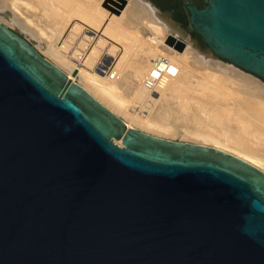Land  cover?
<instances>
[{"label":"water","instance_id":"1","mask_svg":"<svg viewBox=\"0 0 264 264\" xmlns=\"http://www.w3.org/2000/svg\"><path fill=\"white\" fill-rule=\"evenodd\" d=\"M188 11L197 47L264 84V0ZM0 264H264V171L127 126L0 21Z\"/></svg>","mask_w":264,"mask_h":264},{"label":"rangeland","instance_id":"2","mask_svg":"<svg viewBox=\"0 0 264 264\" xmlns=\"http://www.w3.org/2000/svg\"><path fill=\"white\" fill-rule=\"evenodd\" d=\"M12 1H14L15 4ZM105 1L106 0H99V7L101 9L104 8L103 3ZM10 2H11V4L9 3L10 7H8V10L6 12H0V21L2 23H4L6 26H8L10 29L14 30L15 32H17L21 36H23L42 55H44L48 60H50L51 62H53L57 66H59L65 73H69L70 69L68 67L61 65V63L56 59L52 50L57 49V47H58L57 45L60 42V37L66 35L68 33V29H69L70 25L72 23H77L78 20L81 18L80 14H79V12H80L79 10H81V9H78V8L81 7L84 9L82 2L85 3L86 0H70L69 5L66 4V2H63L65 6L68 5L66 8L63 4H61L63 6L59 5L61 3V0L59 1V4L55 0H33V1L24 0L21 2H20V0H10ZM28 2H30V5H28ZM32 2H34V4ZM67 3H68V1H67ZM18 6H20L24 10L27 9V12H31L32 15L29 17L30 18L29 20H26L23 16H21V10H19ZM16 9H18L19 11ZM68 10H69V12H68ZM77 10H78V12H77ZM74 11H76V12L73 13ZM110 15H111L110 11L107 10V16L105 17L103 23L101 24V27L106 23V21L108 20ZM12 17L13 18L16 17V18H19L22 21H24V23L33 31V33L35 34L36 37L33 36L31 33H28L27 31H25L24 29H21L19 26L11 25L10 21H11V19H13ZM129 21L131 22L130 25L135 23L132 26H139L137 21H135V19H131ZM175 25H176V28L178 29V31H177L178 33L174 37L178 40L182 36L181 41L184 42L186 45L184 51L181 53L183 54L186 52L185 55L188 58L190 57L189 58L190 61H188V64H187L189 67L188 69L190 70V72H189V70L187 71L190 74V75H188L189 79H187V80H190L189 84H187V85L185 84L186 86L184 85L182 90H180V93L174 92L175 94L172 93V95H166L162 99L163 101L160 100L157 103L156 102L153 103V102H151V100L146 101L143 105L141 104L142 105V107H141L140 101H139L140 99L138 100L137 97L140 94H144V91L142 90L143 85H144V80H143L142 76H145V74L141 75L139 72H136V71L137 70L139 71L141 65L144 67L143 64L146 63L145 60L146 59L148 60L147 55L151 51L150 50L151 48L149 49V46H151V45L147 39H148V37L154 36L151 32L147 31L146 29H143L142 30V34H144V35H142L143 39L140 38L142 40V41H140V43H142V42L143 43L140 46V43L138 44L139 41L135 42L134 45H132V47L130 48L131 50L130 49L127 50L128 59H126V60H129V59L132 60V58H134L133 57L134 52H135L134 55L136 54V57L134 58V60H132V63H130L131 62L130 60L128 62L125 61V63L123 64V67L121 68V70L124 69L125 72L124 71L123 72L125 74L123 73V78L121 77L122 74H120L121 76L119 75L118 78H116V79L119 80V81L117 80L118 83L121 81L119 84H121L122 94L124 95L125 99L128 100L130 103V105L128 104L129 105L128 108L130 107L129 108L130 113L131 112L133 113L136 110L137 112L136 111L135 112L137 114H139L141 117L149 118L150 120L152 119V121H154V122L156 121V124L159 123L158 125L160 127L161 126L162 127H161V129H159V128L148 129L146 127L147 128L146 129L145 127H141L139 125L136 126L135 124L133 125V127L140 129L144 132H147V133H150V134H153L156 136H160V137H163L166 139H170V140L192 142V143H199V144L212 146L211 143H208L207 141H205L203 139V137H200V135L203 136L202 133H206V135L211 134V135L216 136V137H217V135H220L218 132V128L215 125L222 123L223 121L221 120V122H220V120L217 119L218 116H216V115H218V114H215L216 111H217V113L219 111H221L220 112L221 114H222V112H225V114L229 113L228 115L233 114V117H228L229 120L227 119V122H230L231 123L230 126L235 127V128L237 127V121L239 120V117L237 118L238 115L235 114L234 112H231V111H235V112L238 111L239 109L242 108L241 105H249L250 107H253L252 109L257 108V109H259V110L256 109L257 112L260 111V114L264 116V113H263L264 109L262 110V108H264V103H263L264 102V84L261 83V79L255 75H253V74L242 72L241 70H239V69L235 68L234 66L228 64L227 62H225L222 59L213 55L209 49L201 47V46H200L201 48L197 47L196 46L197 42L194 40H190L192 38V36L194 35L193 32L179 28V26L176 23H175ZM189 28H190V25L188 26V29ZM77 32H80V34L76 33L77 34L76 36L78 37V35L80 36L82 34L83 30H82V32H81V30H79ZM170 35H173V34L170 33ZM144 38H145V40H144ZM161 40H163L164 42L162 44H160V46L163 44H165V46L159 47V52L163 51L164 53L162 52V54L166 55V57L167 56L170 57L171 55L173 56V54H172L173 52L171 50L177 51L178 53H180L173 46H169L163 38H161ZM188 41H190V42H188ZM143 44L146 45L145 47H148L147 49L145 48L146 50L144 49ZM73 45L74 44H71L69 48L64 50L66 55L71 50H73ZM137 45L139 47H137ZM188 45H189V47H188ZM134 47L136 48V50L139 49L140 52L138 50L136 51ZM164 47L165 48L167 47L166 49L168 51H170L171 53L168 52ZM140 48H142L143 50H141ZM144 50H145V52H144ZM148 50H150V51H148ZM167 53H169V54L167 55ZM144 55L147 56V58L144 59L142 57ZM138 57H139V59H138ZM149 57L152 58L151 56H149ZM136 60H137V62H135ZM141 60H142V62H141ZM149 60H148V63H150ZM133 62L136 64H134ZM179 62H180L179 63L180 65H185L184 62L183 63H181L182 61H179ZM127 63H129V65ZM140 63H141V65H140ZM125 64H127L129 67H127V65H125ZM153 64H154V62L150 65L153 66ZM136 66H137V69H136ZM138 73H139V75H138ZM208 73H210V74H208ZM205 75H206V77H205ZM141 77H142V80L140 79ZM74 78L76 79L75 82H77L81 86L85 87L86 82L83 81L84 80L83 76L76 75ZM215 78H218V79L215 80ZM220 78H222V79H220ZM224 78H226L228 80H226ZM203 79H204V81L206 80V82H204ZM211 79H213L214 81ZM222 80L225 82H223ZM194 81H195V83H194ZM190 82H192V83H190ZM200 82L205 83L204 85L202 84L204 86V89H203L204 91L201 89L203 86L201 85ZM211 82H213V83L210 84ZM250 82L253 85H251ZM196 84H199V85H197L199 88L196 86ZM205 85L206 86L209 85L208 86L209 89H211L212 87H215V88H212L211 91H209L208 87H205ZM249 85H251V86H249ZM193 86H194V88H193ZM216 86H217V88L220 87V93L224 92L225 94L224 93L220 94L219 92L216 93L215 91H219L216 88ZM196 88H198V89H196ZM139 89H141V91ZM221 89H222V91H221ZM155 90L159 92L158 88H155ZM91 92L94 95L98 96V99L104 105H106L109 109H111V110L113 109L112 111L115 112L120 118H122V120L130 121L129 115L126 111L124 112L123 110L116 109V107H114V106L112 107L111 103L108 102L107 100H105L99 94H97L96 91L91 90ZM258 98H259V100H258ZM256 100H258L259 102ZM254 101L256 102L255 105H250V104L254 103ZM260 102L262 104H260V106H259L258 103H260ZM256 104H257V106H256ZM204 108H205V110H204ZM135 112L133 114H136ZM209 112L211 114H209ZM212 113H213V115H212ZM212 117H214V118H212ZM212 119L213 120L215 119L218 122H214V121H212ZM259 125L261 126V128H262V126L264 127V124H261V122H259ZM254 126L255 125H253L251 130L249 129V131L253 134L257 133L256 135L254 134L255 136L249 135L252 138L245 136L243 141L240 143L230 139L228 141L229 146H232L233 148L238 149V150H243V151H247L249 153H255L257 155L264 156V132L262 134H259L260 138H258L259 135H258V132H256L258 130L256 129V126L255 127ZM253 127H254V129H253ZM248 134H249V132H248ZM198 135H199V137H198ZM219 137L221 138V136H218V138ZM203 141H205L207 144ZM232 151H234V150H232ZM233 153H236V152H233ZM261 170L264 171V166H262V165H261Z\"/></svg>","mask_w":264,"mask_h":264},{"label":"bare ground","instance_id":"3","mask_svg":"<svg viewBox=\"0 0 264 264\" xmlns=\"http://www.w3.org/2000/svg\"><path fill=\"white\" fill-rule=\"evenodd\" d=\"M21 1H24V0H20V2ZM31 1H33V0H31ZM55 1L58 2V4H59L60 0L59 1L55 0ZM67 1H68V3H67ZM67 1L61 0V3L59 5H61V4L64 5L63 2H66V4L69 5L70 0H67ZM12 2H14V1H12ZM106 2H107V0L103 3V7H104L103 9H101L99 7V0H86L85 3L82 2L84 9L81 7L78 8V9H81V10H79L80 11L79 14H80V17L82 19L79 17L80 19L78 20L77 23H72L70 25V27L68 29V33L66 35L60 37V42L57 45L58 46L57 49H53L52 51H53L56 59L61 63V65L68 67L70 69L69 73H66L69 78H71L73 81H75L76 80L74 78L75 76H73L72 74H73V72L76 71L77 75L83 76V79H84L83 81L86 82V83L84 82L86 85H85V87L84 86L83 87L86 90L89 89L88 91L91 94H93L91 92V90L96 91L97 94H99L105 100L110 102L112 107L114 106V107H116V109L123 110L124 112L126 111L129 115L130 121H126V120H123V121L125 122V124L127 126L133 127V125L135 124L136 126L139 125L141 127H145V128L147 127L148 129H152V128L153 129L154 128L161 129L162 126L160 127L158 125L159 123L156 124V121L154 122V121H152V119L150 120L149 118L141 117L139 114L136 113L137 112L136 110H135L136 112L134 110L133 111L137 115L133 114L134 112L130 113V109H129L130 107L128 108L130 103L128 100L125 99L124 95L122 94L121 84H119L121 81L118 83L117 82L118 79H116V78H118V76L120 74H122V76L121 75L120 76L123 78V73L125 71H124V69L121 70V68L123 67V64L125 63V61L128 62L130 60V59L126 60V59H128L127 50L130 49L132 47V45H134L135 42L139 41L138 42V44H139L140 41H142L141 40V39H143L142 35H144V34H142V30L146 29L147 31L151 32L154 36L148 37V39H147L151 45V46H149V49L151 48L150 49L151 51L148 50V51H150V53H148V55H147L148 60L150 59L149 60L150 63H148V60L146 59L145 61L148 65L146 63H144L145 62L144 61L143 62L144 67L140 63L141 67L139 66L140 67L139 71L138 70L136 71V72H139L141 75L145 74V76H142L143 80H144V85L142 88V90L144 91V94H140L138 97L136 96L138 98V100L140 99L139 100L140 105L141 104L143 105L146 101H150V100L153 103L154 102L157 103L160 100H162L166 95H172V93L175 94L174 92L180 93V90H182L184 85L189 84V81H190V80H187V79H189L188 75H190L189 74L190 70L188 69L189 67L187 65L188 61H190V59H189L190 57L188 58L185 55L186 52L182 54L181 52L178 53L177 51L171 50L173 52L172 53L173 56L171 55L170 57H168V56L166 57V55L162 54L163 51L162 52L160 51L161 53L159 52V47L165 46V44L160 46V44H162L164 42L163 40H161V38H163L167 42L168 37L170 36V33L173 34L172 36H175L178 33L177 32L178 29L176 28L175 23L171 21L172 19L170 20V17L168 14L158 11L157 8H154V6H152L148 2V0H128L124 9L120 11V14L116 15L113 12H110L111 13L110 17L108 18L106 23L101 27V24L103 23L105 17L107 16L108 8H106L104 6L106 4ZM9 3L11 4L10 0H0V12H6L8 10V7H10ZM32 3L34 4V2H32ZM14 4H15V2H14ZM28 5H30V2H28ZM63 5H61V6H63ZM68 5H66V6L64 5L65 8ZM18 8H19V10H21V16H23L26 20H29L30 19L29 17L32 15L31 12H27V9L24 10L20 6H18ZM16 10H18V9H16ZM108 11H110V10H108ZM68 12H69V10H68ZM75 12L76 11H74L73 13H75ZM77 12H78V10H77ZM131 19H135V21H137L139 26H132L135 23L130 25L131 22L129 20H131ZM10 24L19 26L21 29H24L28 33H31L33 36H35L33 31L24 23V21H22L19 18L15 17V18L11 19ZM79 30H81V32L83 30V32L80 36L78 35V37H77L76 33L80 34V32H77ZM144 40H145V38H144ZM178 40L181 41L182 36ZM188 42H190V41H188ZM142 43H140V46ZM71 44H74L73 50H71L66 55L64 50L69 48ZM145 46L146 45L143 44L144 49L145 48L147 49L148 47H145ZM137 47H139V46L137 45ZM185 47H186V45H185ZM188 47H189V45H188ZM140 49L143 50L142 48H140ZM135 50H136V48H135ZM137 50L139 51V49H137ZM145 50H144V52H145ZM168 52H170V51H168ZM134 53H133V57L135 58L136 54L134 55ZM168 54L169 53H167V55ZM147 56L144 55L142 57L145 59V58H147ZM149 56H151L152 58H150ZM163 57L169 59L171 64H168L166 66H165V64H161L162 67H165L166 69H169L170 71L173 70L174 68L178 67V71H177L175 76L165 75L154 86L155 74H156L155 73V65L156 64L160 65V62H163V59H162ZM134 58H132V60H134ZM138 59H139V57H138ZM132 60H130L131 61L130 63H132ZM179 61H182L181 63L184 62L185 65H180ZM135 62H137V60ZM141 62H142V60H141ZM151 62L152 63L154 62L153 66L150 65V64H152ZM127 64L129 65V63H127ZM127 64H125V65H127ZM134 64H136V63H134ZM128 65H127V67H129ZM136 69H137V66H136ZM188 70H189V72H187ZM139 73H138V75H139ZM208 74H210V73H208ZM142 77L140 78L141 80H142ZM205 77H206V75H205ZM216 79H218V78H215V80ZM220 79H222V78H220ZM224 79H226V78H224ZM211 80H213V79H211ZM226 80H228V79H226ZM203 81H204V79H203ZM204 82H206V80ZM223 82H225V81H223ZM190 83H192V82H190ZM194 83H195V81H194ZM212 83L213 82H211L210 84H212ZM202 84L204 85L205 83H201V85ZM250 84H251V82H250ZM197 85H199V84H196V86ZM251 85H253V84H251ZM251 85H249V86H251ZM208 86L205 85V87H208ZM155 88H158L159 92L156 91ZM193 88H194V86H193ZM198 88H196V89H198ZM212 88H215V87H212ZM216 88H217V86H216ZM201 89L203 90L204 86ZM208 89H209V87H208ZM211 89H209V91H211ZM217 89L219 91H215V92L220 93V87H218ZM139 90L141 91V89H139ZM221 91H222V89H221ZM223 93L221 92L220 94H223ZM94 97H96L98 99V96L94 95ZM258 100H259V98H258ZM258 100H256V101H258ZM255 103L256 102L254 101V103H252L250 105H255ZM260 104H262V103L261 102L258 103L259 106H260ZM142 105H141V107H142ZM241 106H242V108L236 112L230 110L231 112H234L235 114L238 115L237 118L239 117V120L237 121V127L236 128L230 126L231 123L227 122L228 117H233V114L228 115L229 113L225 114V112H222V114H221L220 113L221 111H219L218 113L216 111L215 114H218V115H216V116H218L217 119H219L220 122H221V120L223 121L222 123L215 125L218 128V132L220 135H217V137H216V136H213L211 134L206 135V133H202L203 136L200 135V137H203V139L205 141H207L208 143H211L213 147L218 148V149L223 150V151H226V152H229L231 154H234L235 156L242 158L243 160H245V161L251 163L252 165L261 169V165L264 166V156H260V155H257L255 153H249V152L243 151V150H238V149L233 148L232 146H229V144H228V141L230 139L240 143L243 141L245 136H248V137H250L249 135L255 136L257 133H254L255 134L254 135L253 133H251L249 131V129L251 130L253 125L256 126V129L258 130L256 132H258V135L262 134L264 132V127L262 126V128H261V126L259 125V122H261V124H264V116L260 114V111L257 112V110H259V109H257V108L252 109L253 107H250L249 105H241ZM256 106H257V104H256ZM263 109L264 108H262V110ZM204 110H205V108H204ZM209 114H211V113L209 112ZM212 115H213V113H212ZM212 118H214V117H212ZM212 121L218 122L215 119L214 120L212 119ZM254 127H253V129H254ZM248 132H249V134H248ZM218 136H221V138L220 137L218 138ZM198 137H199V135H198ZM250 138H252V137H250ZM258 138H260V135L258 136ZM205 141H203V142H205ZM232 150H234V151H232ZM233 152H236V153H233Z\"/></svg>","mask_w":264,"mask_h":264},{"label":"flooded vegetation","instance_id":"4","mask_svg":"<svg viewBox=\"0 0 264 264\" xmlns=\"http://www.w3.org/2000/svg\"><path fill=\"white\" fill-rule=\"evenodd\" d=\"M148 2L154 6V8H157L158 11L168 14L170 19L183 30H189L188 6L194 5L198 9H202L207 5V0H148ZM194 35L199 44L204 45L199 37L196 34Z\"/></svg>","mask_w":264,"mask_h":264},{"label":"built area","instance_id":"5","mask_svg":"<svg viewBox=\"0 0 264 264\" xmlns=\"http://www.w3.org/2000/svg\"><path fill=\"white\" fill-rule=\"evenodd\" d=\"M163 62H160V65L156 64L155 65V84L154 86L156 85L157 82H159L161 80L162 77H164L165 75H171V76H175L177 71H178V67L174 68L173 70H169V69H166L165 67H162L161 64H165L168 65V64H171L169 59L163 57ZM160 61V60H159ZM174 67V66H173Z\"/></svg>","mask_w":264,"mask_h":264}]
</instances>
